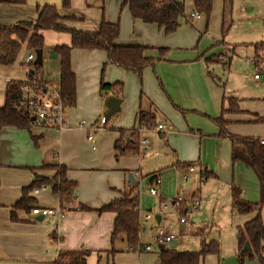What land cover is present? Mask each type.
Wrapping results in <instances>:
<instances>
[{
  "label": "crops",
  "instance_id": "1",
  "mask_svg": "<svg viewBox=\"0 0 264 264\" xmlns=\"http://www.w3.org/2000/svg\"><path fill=\"white\" fill-rule=\"evenodd\" d=\"M118 1L122 5V1ZM193 2L195 3V0ZM44 4L57 5L62 15H75L77 20L68 21L66 25L79 30L97 31L104 17L100 11H92L81 2L79 9L72 6V2L70 9H64L62 0H0V25L35 22L39 7ZM196 11L201 13L197 6L186 12L181 19V27L171 35H166L156 24H147L132 16L131 19V13L124 16V37L121 35V29L117 40L119 44L169 49L166 59L147 66L141 75L109 62L108 53L104 50H72V69L76 75V102L66 115L68 127L62 131L57 130L61 141L59 161L51 158L49 160L39 149V140L46 136L45 129L39 133L32 130L36 141L27 129L11 126L0 130V264H58L59 252L66 249L89 250L90 254L83 256L81 264H104V261L108 264L111 255L113 264H118L116 253L120 250L116 248V243L126 240L119 238L112 243L116 214L78 210L75 207L86 204L98 209L120 198L122 191H127L132 184L138 183L139 210L143 214L153 211L159 208L158 198H176L184 183V175L191 165L203 167L206 179H216V182L211 183L216 191L219 189V180L225 179L231 186L237 185L242 190L243 199L260 201L261 184L255 172L243 162H233L232 139L220 135L221 127L217 123V119L223 116L228 121L226 128L231 136H241L236 134L237 130H233L230 125L231 113L235 112L229 110V98H235L238 103L236 112L242 111L240 97L235 94L227 96L215 79L217 75L211 77L209 64L218 60L208 54V42L203 38L207 32L199 39L196 30L190 39L185 35V26L188 25L182 26V21L186 20L188 23V15ZM114 20V16H109L107 21ZM201 24L198 23L199 27L203 28L204 24ZM126 26L130 28L126 30ZM206 27H209L208 23ZM41 33L45 38L44 52L46 48L53 52L55 46L70 45L72 41L71 34L67 32L43 30ZM49 36L51 41L48 42ZM156 54L157 50L147 51V55ZM57 57L60 64L57 61L55 71H49L55 81L61 72V58L58 55ZM44 74L49 79L45 72ZM7 78L26 80L28 76L14 79L7 67L0 66V107L6 102ZM255 78L257 79L256 75ZM102 80L107 84L122 85L121 111L111 118L107 116V98L112 93L102 94ZM141 109L155 113L156 123L153 127L139 124ZM102 116L108 118L107 123L98 130L80 127L83 120L89 126L99 125ZM259 116L252 119L255 120ZM159 124H164L165 128L159 129ZM107 126L108 129L99 131ZM89 133H94L95 138L99 140L96 149L88 140ZM123 135L125 139L132 137L135 142L137 137L147 138L149 149L138 158H117L115 161V157L121 155L115 149V143ZM83 143H86L84 147ZM57 154L55 152L54 156ZM137 154H140L139 148ZM56 163L66 165L67 177L77 182L76 197L72 203L74 209L69 208L60 216H46L43 221L36 220L39 215L34 216L32 210L27 212L21 209L16 210L17 219H14L12 206L21 199L23 189L34 181L35 174L53 176L55 170L46 169L45 166ZM29 169L32 173L25 172ZM130 173H138L135 183L129 181ZM157 176L162 178L159 195L152 196L148 188L142 195L141 185L149 187ZM47 189L51 190L50 186L44 185L39 192L33 190L30 193L36 199V207L62 208L59 198L52 191L50 195L38 197ZM200 192L201 190L195 189L192 194L200 196ZM231 210L234 216L242 219V224L252 220L259 213L264 222V207H257L248 214H239L235 212L234 207ZM167 214L171 212L162 213L161 224L168 220ZM196 220L199 221L198 217ZM168 228L169 232L175 233L174 227ZM180 242L181 240L178 245ZM219 254L220 252L217 255ZM204 260L205 258L201 264H205ZM210 263L226 264L224 257L220 255L218 261L213 259ZM245 264H258V261L247 260Z\"/></svg>",
  "mask_w": 264,
  "mask_h": 264
},
{
  "label": "trees",
  "instance_id": "2",
  "mask_svg": "<svg viewBox=\"0 0 264 264\" xmlns=\"http://www.w3.org/2000/svg\"><path fill=\"white\" fill-rule=\"evenodd\" d=\"M104 13L106 0H94ZM123 7H128L134 19H140L147 24H156L162 28L166 35L175 33L181 27V19L185 14V4L178 0H121ZM197 8L211 13L213 0H195ZM64 9L71 8V0H62ZM77 20L75 15H62L59 7L55 4H44L39 7L38 18L35 22L23 21L13 25H0V66H10L17 61L18 55L26 44L27 49L35 52L36 49H43L45 38L41 33L43 30H55L71 34L70 45H57L53 48L61 58L60 88L62 94L68 99L70 106L76 102V75L72 69L71 53L78 49H98L108 53L109 62L122 66L128 70H134L140 75L144 68L154 65L159 60L166 59L169 52L165 47H150L143 45H122L117 42L121 34V25L118 22H109L104 17L97 31H84L69 27L68 21ZM257 46V56L259 48ZM157 50V54L147 55V51ZM258 61V60H257ZM34 73L44 75L42 65H35ZM28 77H30L28 73ZM22 80H12L6 87V102L0 107V130L5 127H17L27 129L32 133L33 127L30 124V117L27 111L18 106L23 97ZM118 87V89H116ZM122 85L107 84L101 82L103 95L112 93L111 96L120 97ZM231 107L229 110H238L235 98H229ZM237 103V104H236ZM227 109V111H229ZM154 112L141 109L139 124L141 126L153 127L156 123ZM255 121H264V116H259ZM221 127L222 137H231L233 142L232 160L234 163L243 162L250 166L255 172L260 184V201L254 202L245 200L242 197V190L237 185L231 186L233 196V207L239 214H248L257 207H264V137L236 136L227 131L228 121L223 116L217 119ZM124 133V131H122ZM126 134V133H124ZM33 139L36 136L32 133ZM115 149L120 154L137 153L138 144L132 137L125 139L123 135L115 143ZM55 174L51 177L35 174L34 181L23 189V195L13 206L12 217L17 219L16 210L31 212L36 207V199L30 193L36 188L44 185L50 186L51 191L56 195L63 209H74L72 203L76 197L75 190L77 182L67 177V167L64 164H52ZM1 184V180H0ZM122 196L112 200L110 203L94 209L86 204H79L75 209L96 210L99 213L114 212L116 219L112 232V243L117 239L124 238L128 246L135 245L139 239L140 215H139V184L131 185L129 190L122 191ZM238 264H245V261L257 260L258 264H264V222L259 213L255 218L238 227ZM249 241L251 249L244 251L245 243ZM220 245L218 241L207 243L203 241L202 249L199 251H182L178 248H167L159 252L160 264H201L209 254H218ZM90 254L89 250L66 249L59 252L58 264H81L83 256Z\"/></svg>",
  "mask_w": 264,
  "mask_h": 264
},
{
  "label": "rangeland",
  "instance_id": "3",
  "mask_svg": "<svg viewBox=\"0 0 264 264\" xmlns=\"http://www.w3.org/2000/svg\"><path fill=\"white\" fill-rule=\"evenodd\" d=\"M179 1L185 4V14L192 7L196 6L193 0ZM71 2L72 6L76 9H79V2H81L92 11L98 10L101 16H104L107 20L109 16H114V22L120 23L122 29L121 35L124 37V16L126 14L130 15V11L127 7H123L118 0H106L104 13L98 8V4L94 0H71ZM201 14L203 17L201 20L188 23L184 20L182 21V26L188 25L185 26L187 29L185 35L188 39L192 38L194 30L197 31L198 39L204 32H207L203 38L208 42L206 45L209 51L208 54L210 53V56H214L218 60L209 64L211 77L213 78V75H217L215 79L227 96L235 94L240 97L239 103L242 111L231 113L230 125L232 129L237 130L236 134L244 137L264 136V121L252 119V117L259 116H256L254 113L264 116V46L259 48L260 56L256 55L257 46L264 44V0H213L211 13L207 14L205 11H201ZM131 19L133 18L131 17ZM198 23L204 24V27H199ZM207 23L209 24L208 28L206 27ZM129 28V26H126V30ZM49 39H51V36H49L48 42L51 41ZM30 52L26 44H23L17 61L10 66H4L7 67L12 78H27L31 67L25 65L24 61ZM53 53L49 49H45L42 70L49 79L59 84L60 72L57 81L52 78L51 74L49 75V71H55L57 61L60 64L58 57L52 56ZM50 63L52 64L50 65ZM255 75L258 76L257 79ZM108 128L109 126L105 129L103 127L99 131L102 132ZM43 129H45L44 133H46V136L39 140V149L49 160L51 158L52 160L59 161L61 158L60 134L56 129ZM32 130L34 133H39L42 128H33ZM96 142L97 146L99 143L98 138ZM87 143L89 142L87 141ZM85 144H82L83 147ZM32 145L36 146L35 143H32ZM90 147L92 151L91 143ZM55 152L58 153V157L54 156ZM139 155L142 156V154L137 153H125L115 157V161L117 158H138ZM45 168L55 170L51 165H46ZM25 172L32 173L30 169L25 170ZM200 177L201 175L193 173L190 181L182 183L179 192L181 193L183 190H186L191 194L195 189L201 190L200 196H198L201 199V207L196 215L199 225L188 226L181 224L179 220L180 214L177 210L172 209L174 200L168 198L163 199V201H166L169 205L170 210L166 212H171V214H167L168 222L165 221L158 228L163 227L168 230V227L171 226L175 228V233L181 232L179 233L181 234V242L177 248L182 251H199L202 249L203 241L207 243L218 241L220 245L219 255L220 257H224L226 264H238V227L243 226L245 223L242 224V219L239 216H234V213H232L231 183L225 179L219 180V189L216 191L211 184L216 182V179L210 177L205 181H201ZM147 188L149 191L150 186L141 185L140 191L142 195H144ZM50 194L51 190L47 189L38 197ZM161 202L162 200L158 198L159 205ZM154 210H159V208ZM146 229L150 232L152 228L148 224L146 225ZM142 242L152 243L155 248V244L148 233L142 237ZM116 248L120 250L116 253L118 255V264H160L158 258L159 252L155 249L150 252L129 250L126 242H117ZM168 248L170 247L168 246ZM219 255L209 254L205 257L203 263L211 264L210 261L213 259L218 261ZM248 261L253 260L248 259ZM104 264H107V262L104 261ZM108 264H113L112 255Z\"/></svg>",
  "mask_w": 264,
  "mask_h": 264
},
{
  "label": "built area",
  "instance_id": "4",
  "mask_svg": "<svg viewBox=\"0 0 264 264\" xmlns=\"http://www.w3.org/2000/svg\"><path fill=\"white\" fill-rule=\"evenodd\" d=\"M202 14L198 11L192 12L188 15L187 20L189 22L200 19ZM36 59V53L30 52L27 58L24 61L25 65L35 68L34 61ZM30 68V69H31ZM256 77H258L256 75ZM13 79L7 78L6 83L12 81ZM22 89L24 94L20 100L18 106L27 111L30 117V124L33 128H52L58 131H62L68 127L67 122V112L70 109V104L68 99L62 94L60 84H56L52 80H49L44 75H39L38 73H33L26 80H22ZM107 117L102 116L99 120V125L89 126L85 120L81 121L80 127L89 128V130H98L99 127L107 123ZM159 129H164V124L158 125ZM88 140L93 143V148L96 149V138L94 133L88 134ZM136 143L138 144L139 153L143 155L149 149V140L145 137H137ZM264 143V140H262ZM133 153V152H131ZM196 173L201 175V181H205L206 177L203 167H198L197 165H191L187 172L184 175V181L188 182L191 178V175ZM135 176L138 173L134 174ZM162 183V178L160 176L155 177L154 181L150 184L149 193L152 196L159 195V187ZM40 188H36L35 192H39ZM201 199L194 195L189 194L188 191L183 190L179 195L174 199L172 209L177 210L180 214V223L188 226H198L199 222L196 220V215L200 211ZM67 209L58 208L53 209L50 207H34L32 209V214L35 216L43 215L44 217L49 215H62ZM170 210L169 205L166 201H163L159 205V210H153L143 214L139 210L140 215V230H139V239L135 245L128 246L129 250L142 251H152L156 250L160 252V246L164 245L167 249L168 246L172 248L171 243L176 240L180 241L181 234L169 232L167 229L158 228L161 224V220L157 221L155 215L160 214L164 211ZM150 225L152 228L150 232L147 231L146 225ZM145 225V226H144ZM150 234L152 241L155 244V248L152 243H143L142 237Z\"/></svg>",
  "mask_w": 264,
  "mask_h": 264
},
{
  "label": "water",
  "instance_id": "5",
  "mask_svg": "<svg viewBox=\"0 0 264 264\" xmlns=\"http://www.w3.org/2000/svg\"><path fill=\"white\" fill-rule=\"evenodd\" d=\"M35 53H36V59L34 61V65H43V62H44V51L43 49H36L35 50ZM53 57H57V54L54 52L52 54ZM34 73V69L31 68L29 70V75H33ZM122 98L120 97H117V96H109L107 98V104L109 105V110L107 112V116L109 118H111L112 116L116 115L117 113H119L121 111V104H122ZM129 181L132 182V183H135L136 182V178H135V175L134 173H130L129 174ZM156 219L158 221H160L161 219V215L160 214H156L155 215ZM44 216L43 215H40V216H37L36 217V220L38 221H43L44 220ZM171 246L172 248H177L178 247V242L176 240H174L172 243H171ZM251 249V244L249 241H247L245 243V246H244V251H248ZM160 250L161 251H165L166 248L164 245H161L160 246Z\"/></svg>",
  "mask_w": 264,
  "mask_h": 264
}]
</instances>
